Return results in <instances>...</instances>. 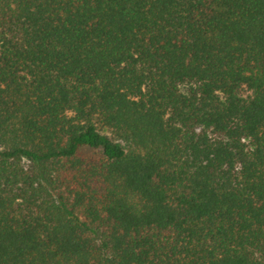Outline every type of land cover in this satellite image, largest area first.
<instances>
[{
	"label": "trees",
	"instance_id": "trees-1",
	"mask_svg": "<svg viewBox=\"0 0 264 264\" xmlns=\"http://www.w3.org/2000/svg\"><path fill=\"white\" fill-rule=\"evenodd\" d=\"M0 264H264V0H0Z\"/></svg>",
	"mask_w": 264,
	"mask_h": 264
}]
</instances>
